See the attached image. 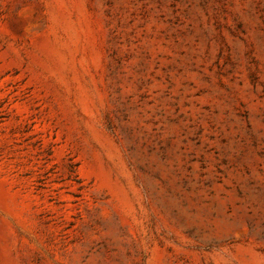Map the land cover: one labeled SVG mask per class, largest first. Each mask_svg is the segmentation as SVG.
Wrapping results in <instances>:
<instances>
[{
	"label": "rangeland",
	"instance_id": "rangeland-1",
	"mask_svg": "<svg viewBox=\"0 0 264 264\" xmlns=\"http://www.w3.org/2000/svg\"><path fill=\"white\" fill-rule=\"evenodd\" d=\"M0 264H264V0H0Z\"/></svg>",
	"mask_w": 264,
	"mask_h": 264
}]
</instances>
